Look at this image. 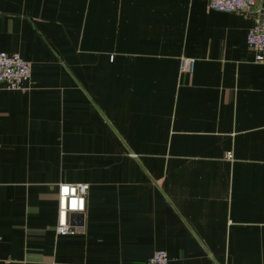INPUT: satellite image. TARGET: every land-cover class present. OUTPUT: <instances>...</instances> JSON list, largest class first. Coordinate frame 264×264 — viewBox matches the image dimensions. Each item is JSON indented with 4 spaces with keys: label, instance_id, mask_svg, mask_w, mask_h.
<instances>
[{
    "label": "crops",
    "instance_id": "0c3cea01",
    "mask_svg": "<svg viewBox=\"0 0 264 264\" xmlns=\"http://www.w3.org/2000/svg\"><path fill=\"white\" fill-rule=\"evenodd\" d=\"M260 12L0 0V52L31 66L0 90V264H264ZM60 184L89 186L74 235L55 232Z\"/></svg>",
    "mask_w": 264,
    "mask_h": 264
},
{
    "label": "built area",
    "instance_id": "2783aa9c",
    "mask_svg": "<svg viewBox=\"0 0 264 264\" xmlns=\"http://www.w3.org/2000/svg\"><path fill=\"white\" fill-rule=\"evenodd\" d=\"M204 1L213 11L229 14H249L261 4L259 20L246 36L248 49L254 54L256 63H264V0H197ZM179 73L192 74L194 62L190 59L179 60ZM31 79V66L17 54L0 52V90L25 91L23 84ZM227 159H231L230 154ZM89 186L87 184H60L57 188V236L77 234L82 226H73L69 219L72 215L83 216L86 210L85 201ZM5 261L3 264H9ZM169 259L164 251H155L144 264H168Z\"/></svg>",
    "mask_w": 264,
    "mask_h": 264
},
{
    "label": "water",
    "instance_id": "95a60500",
    "mask_svg": "<svg viewBox=\"0 0 264 264\" xmlns=\"http://www.w3.org/2000/svg\"><path fill=\"white\" fill-rule=\"evenodd\" d=\"M73 218V216L72 217H70V220Z\"/></svg>",
    "mask_w": 264,
    "mask_h": 264
}]
</instances>
